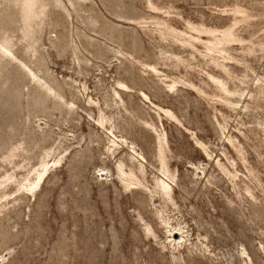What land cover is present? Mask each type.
<instances>
[{"label": "rangeland", "instance_id": "obj_1", "mask_svg": "<svg viewBox=\"0 0 264 264\" xmlns=\"http://www.w3.org/2000/svg\"><path fill=\"white\" fill-rule=\"evenodd\" d=\"M0 264H264V0H0Z\"/></svg>", "mask_w": 264, "mask_h": 264}]
</instances>
